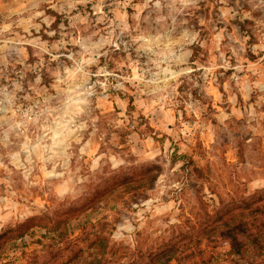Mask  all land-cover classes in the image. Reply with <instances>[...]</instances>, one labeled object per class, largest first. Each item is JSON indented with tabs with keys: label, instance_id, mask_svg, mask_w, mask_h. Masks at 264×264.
Listing matches in <instances>:
<instances>
[{
	"label": "rangeland",
	"instance_id": "374dc122",
	"mask_svg": "<svg viewBox=\"0 0 264 264\" xmlns=\"http://www.w3.org/2000/svg\"><path fill=\"white\" fill-rule=\"evenodd\" d=\"M146 123L167 138L132 128ZM140 164L158 169L147 200L130 205L132 187L65 230L43 222L0 242V264H64L47 247L87 254L92 235L150 249L148 264H236L212 221L264 188V0H0V232Z\"/></svg>",
	"mask_w": 264,
	"mask_h": 264
},
{
	"label": "trees",
	"instance_id": "16d2710c",
	"mask_svg": "<svg viewBox=\"0 0 264 264\" xmlns=\"http://www.w3.org/2000/svg\"><path fill=\"white\" fill-rule=\"evenodd\" d=\"M121 98L127 100L128 115L132 114L134 107L131 98ZM140 119L143 120L142 117ZM132 128L141 137H150L154 142H163L167 138L166 135L159 137V133L147 123L138 124ZM239 156L242 158L240 151ZM172 159L173 162H183V166L185 165L182 178L186 182L199 179L209 184V177L204 175L201 168L194 166L192 159H186L185 156L177 155V153L173 154ZM98 172H100L99 175L92 174L90 176V180L84 185L85 189L78 199L55 200L40 216H31L15 222L13 226H6L0 232L1 244L23 240L26 236L33 234L34 230L41 228L43 222L46 221L47 226L62 224V228L64 227L65 230L68 221L78 218L86 212L97 210L108 199V196L118 191L125 193L124 190L133 187L130 205L140 204L149 198L151 189L149 186L156 181L158 169L155 166L150 167L149 164H140L120 165L112 169L104 167L96 171L97 174ZM244 192L243 194V192L234 191L231 198L233 207L230 211L221 213L220 210L214 209L213 235L218 234L219 238L225 241L228 247V255L237 257L234 261L236 264L238 261L249 262V264H264V188ZM196 193L198 194L197 190ZM213 194L216 195L214 190ZM216 196L219 199L217 205L220 207L222 205L221 197ZM195 198L197 202H201L200 196ZM195 218L197 224L202 226L206 223H212L211 221L201 222L198 215ZM88 226L92 229L96 227L91 222L88 223ZM63 234L62 232L58 233L61 236L59 237L60 240H62ZM88 241L89 245L85 248L88 250L87 254L84 248L72 249L69 247V254L67 256L62 255V245H59L61 242L56 247L48 246L47 249L53 252V249L57 248L55 256L56 258L61 256V258H65L61 261L64 264H148L153 257L150 249L123 246L121 242H113L107 236L92 235Z\"/></svg>",
	"mask_w": 264,
	"mask_h": 264
}]
</instances>
